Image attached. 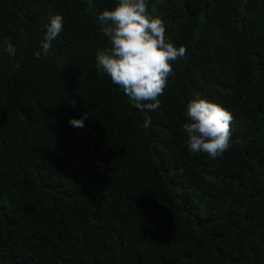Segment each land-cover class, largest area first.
<instances>
[{
    "label": "trees",
    "instance_id": "obj_1",
    "mask_svg": "<svg viewBox=\"0 0 264 264\" xmlns=\"http://www.w3.org/2000/svg\"><path fill=\"white\" fill-rule=\"evenodd\" d=\"M146 2L186 48L153 111L97 69L118 0H0V264H264V0ZM197 98L233 116L222 156L188 150Z\"/></svg>",
    "mask_w": 264,
    "mask_h": 264
},
{
    "label": "clouds",
    "instance_id": "obj_2",
    "mask_svg": "<svg viewBox=\"0 0 264 264\" xmlns=\"http://www.w3.org/2000/svg\"><path fill=\"white\" fill-rule=\"evenodd\" d=\"M111 47L96 55L97 69L106 73L114 84L122 88L134 107L143 111L156 110L160 97L172 74L171 61L183 57L184 46L177 48L165 39L166 27L159 16L148 11L146 0H118L114 9L103 10L98 17ZM64 17L56 14L50 19L41 47L45 53L62 32ZM7 52L14 56L15 47ZM37 58L40 53L36 54ZM19 68V64L16 65ZM73 105L75 101L72 102ZM188 123L183 128L189 138L188 150L207 153L212 158L222 156L230 147L232 114L218 103L205 98L193 99L187 105ZM88 116L71 119L73 127H84ZM151 119L142 125L147 129Z\"/></svg>",
    "mask_w": 264,
    "mask_h": 264
}]
</instances>
